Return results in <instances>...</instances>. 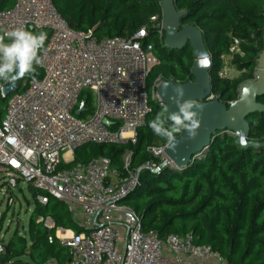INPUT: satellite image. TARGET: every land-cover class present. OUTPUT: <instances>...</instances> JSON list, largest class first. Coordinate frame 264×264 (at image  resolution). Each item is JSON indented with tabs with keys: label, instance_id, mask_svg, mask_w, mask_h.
<instances>
[{
	"label": "built area",
	"instance_id": "1",
	"mask_svg": "<svg viewBox=\"0 0 264 264\" xmlns=\"http://www.w3.org/2000/svg\"><path fill=\"white\" fill-rule=\"evenodd\" d=\"M162 22L154 27L159 40ZM18 27L44 31L47 39L35 65L39 79L15 87L0 81V97L6 98L0 179L10 194L23 183L36 192L41 205L49 199L65 203L72 219L86 229L81 234L55 230V238L71 254L66 264H227L210 247L194 245L191 235L161 240L143 229L140 218L121 205L139 185V172L130 170V163L122 161L121 172L108 158L63 167L83 146L135 143L154 101L146 77L156 60L149 64L153 54L144 42L146 28L130 38L98 40L92 30L69 28L51 0H15L12 8L0 12V34ZM234 54L241 55L237 41L229 49ZM84 92L93 98L91 111ZM82 102L83 111L76 116ZM166 147L152 154L164 157ZM64 154L68 161L62 160ZM160 165L146 162L141 168L154 171ZM12 203L10 196L7 204ZM37 222L54 226L50 219Z\"/></svg>",
	"mask_w": 264,
	"mask_h": 264
},
{
	"label": "trees",
	"instance_id": "2",
	"mask_svg": "<svg viewBox=\"0 0 264 264\" xmlns=\"http://www.w3.org/2000/svg\"><path fill=\"white\" fill-rule=\"evenodd\" d=\"M91 1L51 0L69 28L92 30L98 40L130 38L139 23L137 16L154 12L161 0H97L103 5L98 22L94 9L88 10ZM14 3L15 0H0V12L12 8ZM174 9L184 12L180 27L191 23L201 31L203 42L208 43L206 47L219 62L217 71L220 57L228 55L232 68L241 72L236 79H211V94L228 107L237 100L239 86L252 79L263 51L264 0H174ZM146 30L144 42L152 46L156 60L146 77L147 89L153 88L157 78L172 80L178 86L193 83L195 60L189 44L181 50H169L159 39L151 42L157 37L153 26ZM234 40L241 55H229ZM214 66L212 63V69ZM40 77L36 70L32 77L26 76L16 84H28ZM257 103L264 105V96ZM5 106L6 98L0 97V123ZM150 108L144 125L136 131L134 144H89L75 150L73 162L63 167L108 158L111 167L121 172L122 157L130 152L129 168L139 172V185L124 200L131 196L140 199L131 210L140 218L145 231L155 232L161 240L168 235H191L194 245L210 247L227 264H264V148L242 149L236 144V136L223 130L216 132L207 149L196 154L186 166L179 169L168 166L152 174L141 168L152 161L147 149L154 141H166L147 127L148 121L164 107L152 101ZM91 109L89 104L88 111ZM246 123L247 142L264 144V112L250 116ZM29 190L35 198L36 192L30 187ZM39 218L50 219L53 228L37 222ZM57 228L75 234L86 232L72 219L65 203L49 199L46 205H41L35 201L27 234L16 231L8 241L0 242L3 246L0 264H66L71 254L55 238Z\"/></svg>",
	"mask_w": 264,
	"mask_h": 264
},
{
	"label": "water",
	"instance_id": "3",
	"mask_svg": "<svg viewBox=\"0 0 264 264\" xmlns=\"http://www.w3.org/2000/svg\"><path fill=\"white\" fill-rule=\"evenodd\" d=\"M162 26L165 34L164 43L169 50H181L189 44L195 64L192 69L193 83H188L181 87L184 100H192L200 107L193 109L198 111L200 121L197 135L194 139H187V134H182L177 140L174 150L166 147L163 155L166 158L159 169L151 171L152 174H158L165 167L171 166L179 169L186 166L191 159L198 153L206 150L210 145L212 136L219 131H228L236 136V144L242 149L264 148V144L247 142L248 124L246 120L256 114L264 112V105L257 103V99L264 96V48L257 59L255 71V81L246 82L239 86L237 90V100L229 104L228 107L217 101L205 103L211 95V83L209 73L212 64L209 55L205 49L202 35L198 29L193 26L180 28V20L184 13L176 12L174 9V0L161 1ZM175 97V85H168L167 89L161 87L158 90V99L167 108L165 115H170L177 111L173 99ZM82 102L76 116L83 111ZM105 125H109L105 122Z\"/></svg>",
	"mask_w": 264,
	"mask_h": 264
},
{
	"label": "clouds",
	"instance_id": "4",
	"mask_svg": "<svg viewBox=\"0 0 264 264\" xmlns=\"http://www.w3.org/2000/svg\"><path fill=\"white\" fill-rule=\"evenodd\" d=\"M47 33L44 31L33 32L23 27L13 28L0 34V81L6 82L10 87H15L16 82L22 78L32 77L36 71L35 65L40 64V52L45 46ZM165 81L161 86L168 88ZM184 92L175 85L174 100L177 111L165 115L167 108L158 112L153 119L148 121L147 127L163 141L167 147L174 150L178 138L187 134V139L192 140L197 135L200 121L198 109L200 106L192 100L181 98Z\"/></svg>",
	"mask_w": 264,
	"mask_h": 264
},
{
	"label": "rangeland",
	"instance_id": "5",
	"mask_svg": "<svg viewBox=\"0 0 264 264\" xmlns=\"http://www.w3.org/2000/svg\"><path fill=\"white\" fill-rule=\"evenodd\" d=\"M67 1H70V0H67ZM161 1L158 5L157 9L154 12L153 11L152 12H146L144 14H140L137 16L139 23H137V27L135 28V31H136L135 33H137L142 28H146V27H150V26L155 27V25L161 21V19H162ZM91 2H92V4L87 6L88 10L91 11V8L94 9V11L96 12V15H97L96 21L98 22V17L100 15V13L102 12L103 5L99 4L97 2V0H92ZM180 13H184V12H180ZM152 18H156V21L151 22ZM190 24L191 23L185 24L184 26H182L180 28L193 26ZM199 32L201 33L200 30H199ZM125 34L127 35V33H125ZM164 39H165V34L162 33V39H160L159 41H161L162 44L165 46ZM157 40H158L157 37H153L151 42H154ZM235 41L236 40H234V42ZM234 42H233V44H234ZM206 45H208V43H206V44L204 43V46H205V49L209 55L211 64L213 63L215 65L214 68L212 69L213 70L212 73L209 75L210 82H211V79H215V78H221V79L225 78V79L231 80V79H236V78L241 76V72H237L235 69L232 68L231 57L228 55L220 57L221 65L218 67L219 70L217 71L216 67H217L219 62L216 61V59L212 56L213 51H211L210 48L206 47ZM153 58L154 57L152 56V59ZM148 61H149V64L151 66L154 65V59L152 60L153 62L151 61V58H149ZM194 64H195V61H194ZM254 81H255V71L253 73L252 79H250L246 82H254ZM164 82L165 81L162 80L161 78H157L155 80L153 89L148 90L149 95L151 92V96H153L154 102H158V104L161 108L164 106L158 99V90L162 87L161 84H163ZM167 82L169 83V85L178 86L172 80L167 81ZM246 82H244V83H246ZM82 99L87 100V108L89 109V104L93 103V98L91 97L90 93L84 92L82 94ZM214 101L218 102L217 98L211 94L210 97L207 99V101H205V103H212ZM166 145H167L166 143H163L160 141H154L147 149V154L152 160V161H148V162H152V163L161 162L160 164H162L164 157L161 155L154 156L152 154V150L162 149V148L166 147ZM62 160L68 161V158L65 154L62 155ZM131 160H132V155L129 154V152L125 153V155L122 158V161L131 163ZM10 196H12V198H13V203L11 205H8L7 199ZM139 202H140V199H137V198H134L133 196H131L127 200L122 201L121 205L125 206L129 209H134ZM34 210H35L34 195L32 194V192L29 190V188L25 184L19 183V186L16 189L12 190V192L10 194L8 189L6 188V186L3 184V181L0 179V242L1 241H3V242L8 241L9 238L16 231H18V233L20 235L27 234L28 225H29V222L31 220V217L33 215ZM23 260H25V259H23Z\"/></svg>",
	"mask_w": 264,
	"mask_h": 264
},
{
	"label": "bare ground",
	"instance_id": "6",
	"mask_svg": "<svg viewBox=\"0 0 264 264\" xmlns=\"http://www.w3.org/2000/svg\"><path fill=\"white\" fill-rule=\"evenodd\" d=\"M47 223H49V221Z\"/></svg>",
	"mask_w": 264,
	"mask_h": 264
}]
</instances>
